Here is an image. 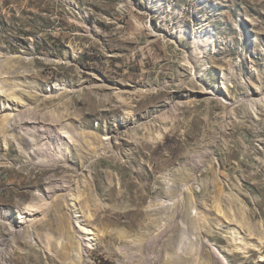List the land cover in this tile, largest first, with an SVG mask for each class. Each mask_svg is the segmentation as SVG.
<instances>
[{
    "label": "rangeland",
    "instance_id": "1",
    "mask_svg": "<svg viewBox=\"0 0 264 264\" xmlns=\"http://www.w3.org/2000/svg\"><path fill=\"white\" fill-rule=\"evenodd\" d=\"M18 57L0 264H264V0H0L15 101Z\"/></svg>",
    "mask_w": 264,
    "mask_h": 264
},
{
    "label": "bare ground",
    "instance_id": "2",
    "mask_svg": "<svg viewBox=\"0 0 264 264\" xmlns=\"http://www.w3.org/2000/svg\"><path fill=\"white\" fill-rule=\"evenodd\" d=\"M5 62H6V66H7V70H5V71L7 73L12 74V76H11L12 78L9 79V80H11L10 82H12V80H14L16 82L21 81L24 84H26L25 87H27L26 89L24 88L23 90H21L19 92L20 95L18 96V98H19L18 101L17 100L15 101L14 99L10 98L9 96H5V97L0 96V104L1 105H3V106L4 105H10V106H12L13 109H16V108H18V106L21 105V102H22L21 100H27L29 103H30V101L32 102L34 100L33 99L34 94L31 91L32 86L30 85V83H28V80L26 77V72H28L30 70V61H28V59L18 57L17 59L11 58L9 60H6ZM231 76L232 75H230V74H226L225 76H223L224 80L222 82L225 83V82L230 81ZM2 83H3L2 87H0L1 89L6 85L12 84V83H8V79L6 80L5 78L2 80ZM222 87H226V85L221 86V88ZM212 91H213V94H215V95L217 94L215 89H213ZM21 96H23V98ZM247 104L251 109H257V110H260L262 108L264 109V93H262V91H258V97L249 98V101ZM18 125H19V123L14 119V117L12 116V113H6V114H2L0 116V134H2V136H4L7 139L10 138V136H13L18 142L22 143L23 144L22 146L25 148L26 147L25 146L26 141H24L23 137L18 132V130H17ZM106 138H110V137L107 136L104 139H106ZM83 142L86 144L89 143V141L87 139H84ZM83 142H81L80 144L82 145ZM84 147H86V146L84 145ZM68 158H70V157H66V159H68ZM68 182H70V179H68ZM50 183H51V187H52V193L56 196V198L64 199L65 198L64 191L66 190L67 186H64L63 184L58 183L56 180H50ZM169 196H170V199L168 198L169 199L168 203H171V201L173 199H172L171 195H169ZM31 215H34V213H29L28 216H31ZM26 220L27 219H25V218L23 220H19V221L17 220V224H15V226H14V232L16 231L17 233L27 235L28 234V224H27ZM70 228H71V226H70ZM93 234L96 235V233H93ZM7 239L8 238H1L0 239V247L5 244ZM65 245H66L65 248L67 247L66 252L63 248V253H62V257L64 260H66L69 256L73 255L72 252L74 251V249L77 251L75 256H77V254H79L80 241L79 240L75 241L73 233H71V236L69 237V240H67V243ZM175 255H174V253H173V255L169 254L168 255L169 260L172 261V257H175ZM73 258H72V260H73ZM176 264H183V260H179Z\"/></svg>",
    "mask_w": 264,
    "mask_h": 264
}]
</instances>
